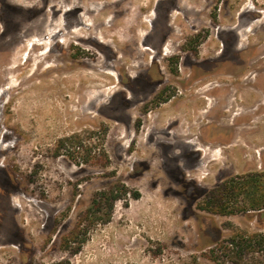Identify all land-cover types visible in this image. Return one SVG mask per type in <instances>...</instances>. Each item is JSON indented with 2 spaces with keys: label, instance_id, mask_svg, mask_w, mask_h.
Returning a JSON list of instances; mask_svg holds the SVG:
<instances>
[{
  "label": "rangeland",
  "instance_id": "rangeland-1",
  "mask_svg": "<svg viewBox=\"0 0 264 264\" xmlns=\"http://www.w3.org/2000/svg\"><path fill=\"white\" fill-rule=\"evenodd\" d=\"M13 1L0 0V71L14 55L22 65L4 77L21 84L19 94L0 95V238L15 241L0 244V264H230L226 254L210 253L217 242L264 237V209L219 216L197 208L227 177L264 170V0H182L181 11L169 0ZM68 1L93 12L76 14ZM54 5L61 10L52 14ZM161 26L171 34L160 62L178 46L184 57L195 36L194 60L215 74L149 113L142 75L134 98L119 94L128 96L124 86L152 55L145 38ZM232 31L245 52L228 59L247 63L235 80L217 73L222 33ZM47 53L40 70L62 71L28 81L34 58ZM58 76L46 92L32 89ZM216 85L229 89L228 97L216 93L218 102L206 95ZM176 126L184 136L175 139L189 148L159 133ZM110 190V210L104 203L92 215L94 195ZM240 264H264V249Z\"/></svg>",
  "mask_w": 264,
  "mask_h": 264
},
{
  "label": "flooded vegetation",
  "instance_id": "flooded-vegetation-1",
  "mask_svg": "<svg viewBox=\"0 0 264 264\" xmlns=\"http://www.w3.org/2000/svg\"><path fill=\"white\" fill-rule=\"evenodd\" d=\"M208 1L210 5H216V3H219L223 6H228L232 3V0ZM167 3L171 5L173 4L175 6V9L181 11V8L179 7L183 4L182 0H169ZM164 16L165 17L162 18V21L164 22V27H166L168 26L166 19L167 14H165ZM245 16V14L240 15L239 19L241 20ZM170 34L171 31L167 28H162V26L159 28L155 27L150 31V33L145 38V49L150 51L152 55H150L149 60L145 63V67L143 70L140 69V67H136V75L133 77V80L124 86L125 90L129 93L128 96L125 97V95L119 94V96L121 95L123 99L134 98L136 90H134L132 86L139 85L136 80L140 75H142L145 78V82L142 85V88L144 89L141 90L145 91V102L149 103L148 106L145 107V111L147 110L149 113H156L162 105L171 103L175 100L177 101L180 92H189L194 86L200 84L208 77L215 74L213 72L209 74V71L207 73L203 71L202 73V68L199 64H197V61L194 60V54L196 53L197 47V38L195 36L188 40V45L186 46L187 49L186 51H184V57L181 58L180 56H178V54L181 53V49L178 46L176 50L177 53H173V55H170L165 61L160 62V60L163 59L162 56L165 55V43ZM237 34V31L227 32V34L222 33V37H224L223 39H221V42L223 44L221 46V50L219 51L220 56L218 57V63H220L219 66L221 67V69L217 73L222 76L230 77L233 80H235V78L238 79V76L240 75V73H242V71L240 70H242L243 66L247 64L243 60L235 63V61H231L230 59H228V54L231 52L237 53L239 57H241V54H244L245 52V49H239V38L237 39ZM226 54L227 56H224ZM253 81H255V79ZM228 90L229 89L225 88L223 85H216L208 89L206 95L212 97L215 102H218L219 97L216 95V93L224 91L226 94L225 97H228ZM176 109H178V107L177 105H174L173 112H176ZM152 123L153 126L157 125L156 120H153ZM176 125L179 126V122H177ZM177 126L176 128L168 129L169 135L166 133L165 129L160 130L159 133L163 135L164 138L172 141L173 147H178L181 150L189 148L181 147L179 145L180 141L178 142L175 139L178 131L180 130V127L178 128ZM155 130H157L158 132L159 128L157 127ZM180 143L185 142L182 141ZM205 159L206 157H204V160ZM228 179L229 177L224 180ZM218 186H215L214 188H212V190H214ZM14 241L15 240L12 239L7 240L4 238H0V244H10Z\"/></svg>",
  "mask_w": 264,
  "mask_h": 264
},
{
  "label": "trees",
  "instance_id": "trees-1",
  "mask_svg": "<svg viewBox=\"0 0 264 264\" xmlns=\"http://www.w3.org/2000/svg\"><path fill=\"white\" fill-rule=\"evenodd\" d=\"M115 194L113 190L96 193L90 205L91 214L95 216L104 203H110L108 205L110 210L112 202L116 200ZM206 195L205 201L199 204L197 208L208 214L228 216L234 213L263 210L264 170L246 173L237 178L225 180L221 185ZM108 218L109 214H107L104 221ZM260 248L264 249L263 235L234 234L228 241L223 240L217 242L216 249H212L210 253L214 254L216 251H220V253L227 255L230 264H240L243 256L254 253L255 250ZM214 258L215 256H213Z\"/></svg>",
  "mask_w": 264,
  "mask_h": 264
},
{
  "label": "bare ground",
  "instance_id": "bare-ground-1",
  "mask_svg": "<svg viewBox=\"0 0 264 264\" xmlns=\"http://www.w3.org/2000/svg\"><path fill=\"white\" fill-rule=\"evenodd\" d=\"M13 1V0H12ZM15 1V0H14ZM13 1V2H14ZM17 1V3L18 2H20V0H16ZM10 2V1H9ZM22 2V1H21ZM24 2V1H23ZM67 3V2H66ZM35 4V3H34ZM18 5V4H17ZM25 5V4H24ZM29 6H31V5H29ZM68 7H71L73 10H74V13H76L77 14V12H78V10H80V11H82L83 12V14H85V15H87V14H89L92 10H91V7H82V6H80V5H78V3H75V2H71V3H69V1H68ZM61 10V7L59 8V6H57V5H54V6H52V7H50L49 9H47V11L48 12H50V13H52V14H55V12H58V11H60ZM95 10V9H94ZM68 12V11H67ZM67 12H65L66 14H67ZM93 12V11H92ZM102 12V9L100 10L99 9V11H98V9H97V11H95V13H101ZM64 13V12H63ZM75 14V15H76ZM52 18H54V17H52ZM56 18V17H55ZM84 18V17H83ZM83 18H82V16H79L78 17V25H80V26H83V28L85 27L86 29H87V27H88V25L85 23V21H83ZM51 19V18H50ZM76 19V18H75ZM53 20V19H52ZM63 20V19H62ZM40 21V20H39ZM69 21V20H68ZM77 22V21H76ZM114 22V21H113ZM108 24H109V22H107ZM45 25V24H44ZM99 25H102V24H99ZM104 25V24H103ZM112 25V24H111ZM118 25V24H117ZM52 26V25H51ZM105 26V25H104ZM96 27V26H95ZM102 27V26H101ZM118 27V26H117ZM44 28V27H43ZM76 29V28H75ZM104 29V28H103ZM105 30V29H104ZM104 30L102 31V33H104ZM109 30V29H108ZM111 30H112V28H111ZM48 31H49V35L48 34H46L45 36L47 37H49V38H51V40H53L55 37H57L56 36V33H53V31H52V29L49 27L48 28ZM82 31V30H81ZM61 32V31H60ZM70 32V31H69ZM64 34V33H63ZM66 34V33H65ZM91 36H92V38H96V41H98V42H100V43H102L103 44V42L101 41V40H99V38H98V36H96V35H91V33H89V37L88 38H91ZM74 37V36H73ZM81 38H85L84 36H80ZM103 37V36H102ZM77 38V37H76ZM43 39H45V37H43ZM63 39V38H62ZM78 39V38H77ZM41 40V39H40ZM39 40V41H40ZM79 41V40H78ZM95 42V41H94ZM82 43V42H81ZM112 43H113V41H112ZM132 43V42H131ZM85 44H87V43H85ZM114 44H115V42H114ZM35 45H37V44H35V43H33V45H31V46H35ZM116 45V44H115ZM119 46H117V48H118ZM40 48H41V46H40ZM115 48V47H114ZM32 49V48H31ZM39 49V48H38ZM129 49V48H128ZM37 50V49H36ZM35 50V51H36ZM130 50V49H129ZM34 51V52H35ZM130 54V53H129ZM132 54V53H131ZM48 55H49V53H47V55L46 56H43V57H36V58H34V60H37L36 61V69H35V71L31 74V76L30 77H27V78H29L28 79V81H31L32 82V80H34V79H37V77H41V76H43L44 74H46V73H50V72H54V71H62V68H60V66H49V67H47V68H43L44 70H40V67H41V64H42V62L45 60V59H47L48 58ZM27 61V60H26ZM26 61H25V67H26ZM10 62V61H9ZM15 62H18L17 61V58H16V55H14V57L12 58V60H11V62L8 64V66L9 67H7V68H5L4 70H2V71H0V86L3 84V81H5L6 83H9V85H10V87L6 90V91H4L3 90V92L0 94V95H3L5 92H7V94L9 95V96H12V93H14V91L17 89V87L19 86V85H21L20 83L19 84H13L12 82H10L8 79H7V77L4 79V77L6 76V75H12V74H15V73H17L18 72V68H20V66H22L21 64H15ZM29 62H30V60H29ZM142 62V61H141ZM47 64V63H46ZM24 67V66H23ZM44 67V66H43ZM90 67V66H89ZM97 68V67H96ZM64 69V68H63ZM92 69H95L94 67H92ZM1 70V69H0ZM111 71V70H110ZM58 73V72H57ZM51 75V74H50ZM49 75V76H50ZM18 76V75H17ZM51 77V76H50ZM26 79V78H25ZM41 79H43V77L41 78ZM59 80H62L61 78H59V76L58 77H55L53 80H48L46 83H43L44 81H42L41 83L42 84H33L32 85V89H34V90H36V91H40V90H45V92H46V90L47 89H49V87H52L53 86V83L54 82H57V81H59ZM81 81V80H80ZM21 82V81H20ZM5 83V84H6ZM24 83V82H23ZM3 87V86H2ZM56 88V87H55ZM20 89V88H19ZM24 90V89H23ZM28 88H27V92H28ZM32 91V90H31ZM51 91V90H50ZM30 92V91H29ZM35 92V91H34ZM15 93H17V94H19L18 92H15ZM14 93V94H15ZM33 93V92H32ZM13 94V95H14ZM34 94V93H33ZM38 94V93H37ZM43 94V93H42ZM47 94V93H46ZM43 95H45V94H43ZM4 96H5V94H4ZM16 96V95H15ZM28 96H31L30 94L28 95ZM39 96H40V94H39ZM46 96V95H45ZM48 96V95H47ZM24 97V96H23ZM70 97V96H69ZM36 98H37V96H36ZM42 98H43V96H42ZM41 98V99H42ZM23 99V98H22ZM25 99V98H24ZM32 99V98H31ZM27 100V99H26ZM46 100V99H45ZM48 102V101H47ZM21 104H23V103H21ZM10 106V105H9ZM45 106V105H44ZM2 107V106H1ZM5 107V106H4ZM34 107V106H33ZM32 107V108H33ZM37 109V108H36ZM35 109V110H36ZM49 109V108H48ZM38 110V109H37ZM83 111V110H82ZM17 112V111H16ZM19 112H22V111H19ZM32 112V111H31ZM36 112V111H35ZM37 113V112H36ZM20 115H21V113H20ZM23 115V114H22ZM1 120V119H0ZM80 122V121H79ZM179 128V127H178ZM177 128V129H178ZM183 131V128L182 127H180V130L178 131V133L179 134H181V136H184V132H182ZM4 150V149H3Z\"/></svg>",
  "mask_w": 264,
  "mask_h": 264
}]
</instances>
